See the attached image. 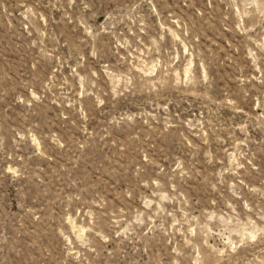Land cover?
Masks as SVG:
<instances>
[{"label":"rangeland","instance_id":"1","mask_svg":"<svg viewBox=\"0 0 264 264\" xmlns=\"http://www.w3.org/2000/svg\"><path fill=\"white\" fill-rule=\"evenodd\" d=\"M0 264H264V0H0Z\"/></svg>","mask_w":264,"mask_h":264}]
</instances>
